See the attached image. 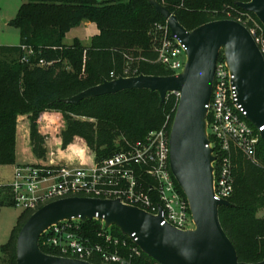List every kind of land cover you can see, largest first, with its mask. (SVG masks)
Returning <instances> with one entry per match:
<instances>
[{"label": "trees", "instance_id": "16d2710c", "mask_svg": "<svg viewBox=\"0 0 264 264\" xmlns=\"http://www.w3.org/2000/svg\"><path fill=\"white\" fill-rule=\"evenodd\" d=\"M150 1L166 7L188 31H193L215 21H236L246 13L238 4L251 0H28L13 23L20 31V45L0 46V166L17 162L21 116L29 117L32 152L39 160L47 154L46 137L39 131V124L48 113L67 122L61 134L63 150L82 139L99 163L145 140L167 122L170 131L179 102L174 94L165 103L159 93L149 90H128L76 105L64 103L104 81L127 78L130 57L139 60L133 77L172 75L158 63V53L152 48L150 30L166 21ZM84 21L95 23L100 32L91 45L85 47L79 41L65 45L66 35ZM25 49L32 53L27 54ZM234 176L231 206L220 208V221L239 261L261 263L264 216L259 214L264 211V140L257 148V162L241 153L237 155ZM9 205L16 206L12 189L0 186V210ZM33 214L25 211L19 219L11 239L1 248L0 264H17L18 235ZM80 226L85 240L109 247L132 264H158L144 253L136 256V246L117 227L106 228L99 220L81 222ZM100 234L119 239V245H108ZM44 240L42 236L40 247L44 253L61 256L55 248L45 246ZM88 261L103 264L99 255Z\"/></svg>", "mask_w": 264, "mask_h": 264}, {"label": "water", "instance_id": "95a60500", "mask_svg": "<svg viewBox=\"0 0 264 264\" xmlns=\"http://www.w3.org/2000/svg\"><path fill=\"white\" fill-rule=\"evenodd\" d=\"M150 4L166 21L172 37L187 49L183 72L168 77L140 75L104 81L64 103L76 105L128 90L157 92L162 103L171 94L179 95L170 135V167L189 202L195 229L182 231L163 225L161 216L119 200L66 198L39 209L22 227L17 239V264H93L49 255L40 247L46 231L60 222L73 220H99L106 228L117 227L158 264H246L239 261L220 221V208L230 207L231 203L215 199L216 157L208 134L207 107L216 64L222 54L248 120L256 128H264V55L249 30L237 21H215L188 31L166 7L155 1ZM238 7L255 15L264 27V0L239 3Z\"/></svg>", "mask_w": 264, "mask_h": 264}, {"label": "built area", "instance_id": "2783aa9c", "mask_svg": "<svg viewBox=\"0 0 264 264\" xmlns=\"http://www.w3.org/2000/svg\"><path fill=\"white\" fill-rule=\"evenodd\" d=\"M236 21L249 30L264 55L263 25L247 12L241 13ZM157 30L165 34L161 47L156 49L158 63L170 71L171 76L179 75L187 62V49L172 37L167 26H158ZM25 51L32 53L28 49ZM175 96L179 100V95ZM207 108L208 134L216 157L213 164L215 199L229 201L234 193L237 155L241 153L257 162V148L264 128L258 129L248 120L247 112L238 102L233 76L224 57L218 58L212 97ZM168 125L167 122L145 140L100 163L94 160L79 167L57 164L15 166L13 182L9 185L15 205L35 213L54 201L72 197L119 200L153 216H161L163 225L182 231L195 229L189 202L180 192L171 171L172 126L169 131ZM81 222L64 221L51 227L43 235L44 245L55 248L60 257L77 256L76 259L88 261L99 255L103 264H132L109 247L85 240L80 234ZM99 236L105 237L108 245L120 243L111 235ZM129 239L136 246L133 253L140 256L143 252L134 240ZM123 244L126 245L125 242Z\"/></svg>", "mask_w": 264, "mask_h": 264}, {"label": "rangeland", "instance_id": "374dc122", "mask_svg": "<svg viewBox=\"0 0 264 264\" xmlns=\"http://www.w3.org/2000/svg\"><path fill=\"white\" fill-rule=\"evenodd\" d=\"M28 0H0V46H18L21 43L20 31L13 26L14 21L17 19L21 6ZM158 26L164 24H155L154 28L150 30L152 39V48L154 50L161 47L164 40V32L157 30ZM167 26V24H165ZM79 27V26H78ZM74 28L75 30L66 35L65 42L70 43L74 36L79 33V42L85 47V29ZM97 27V25H96ZM98 29V27H97ZM99 31V29H98ZM94 38V37H93ZM91 42V41H90ZM126 75L133 77L136 69L134 65L138 63L134 57H130ZM85 121V119H80ZM95 123V121L91 120ZM21 122L20 128L17 131V162H30L36 161L32 153V149L28 147L26 138L24 136L23 128L26 124ZM67 128V122L60 119L58 116L53 117L52 113L47 116L39 124V131L46 137L47 154L44 159H40V164H54L65 165L70 167H79L85 163L95 160V154L88 148L86 142L82 139H77L75 144L71 145L68 149H62L61 134ZM19 143V145H18ZM39 160V159H38ZM15 166H0V186H9L13 182ZM25 210L18 206H3L0 210V260L2 257L1 248L6 245L11 239L12 233L21 216ZM260 217L264 216V211L259 214ZM104 224V223H103Z\"/></svg>", "mask_w": 264, "mask_h": 264}, {"label": "crops", "instance_id": "0c3cea01", "mask_svg": "<svg viewBox=\"0 0 264 264\" xmlns=\"http://www.w3.org/2000/svg\"><path fill=\"white\" fill-rule=\"evenodd\" d=\"M83 27L85 29V40L84 43H88V44H85V45H91L92 43V39L93 37L97 36L100 32L98 31L97 27H96V24L95 23H92V22H89V21H84L78 28H81ZM77 29V28H76ZM75 29H73L71 32H73ZM70 32V33H71ZM68 33V34H70ZM66 39V38H65ZM80 39V36H79V33H77L76 36H74V39L71 40L70 43H67L65 42L64 40V44L67 45V46H70L72 45L75 41H79ZM91 41V42H90ZM20 45V44H19ZM18 45V46H19ZM53 117L57 116V114L55 113H52ZM47 116H50V113L46 114L43 118L45 119ZM41 120V121H42ZM24 121L23 123L26 124V127L23 128V132H24V136L26 138V143L28 145V147H31V141H30V120H29V117L28 116H21L18 120V127L20 128V125H21V122ZM40 121V123H41ZM19 145V143H18ZM33 153V152H32ZM34 155V154H33ZM18 157V155H17ZM35 157V156H34ZM36 158V157H35ZM42 161L41 160H38L36 158V161H30V162H16V164L14 166H18V165H26V164H32V165H35V164H40Z\"/></svg>", "mask_w": 264, "mask_h": 264}]
</instances>
